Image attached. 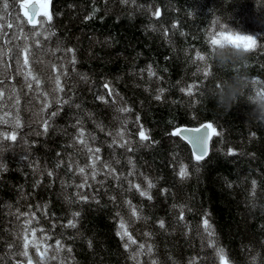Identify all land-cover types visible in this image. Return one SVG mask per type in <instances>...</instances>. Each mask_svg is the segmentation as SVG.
<instances>
[{
	"label": "clouds",
	"instance_id": "obj_1",
	"mask_svg": "<svg viewBox=\"0 0 264 264\" xmlns=\"http://www.w3.org/2000/svg\"><path fill=\"white\" fill-rule=\"evenodd\" d=\"M0 264H264V0H0Z\"/></svg>",
	"mask_w": 264,
	"mask_h": 264
},
{
	"label": "trees",
	"instance_id": "obj_2",
	"mask_svg": "<svg viewBox=\"0 0 264 264\" xmlns=\"http://www.w3.org/2000/svg\"><path fill=\"white\" fill-rule=\"evenodd\" d=\"M137 23H138V22H137ZM98 24H99V22H97V25H98ZM105 26H106V25H105ZM124 32H125L127 35H129L133 41H135V40H136V37L139 36V33H138V32H136V33H132V32H130L128 29H124ZM145 42H146V41H145ZM138 46H139V47H142V45H138ZM14 175H15V174H14ZM214 194H215V196L217 197V201H216L217 208L220 209V210H222L223 206L220 204V199H221L220 194H219V193H214Z\"/></svg>",
	"mask_w": 264,
	"mask_h": 264
},
{
	"label": "snow or ice",
	"instance_id": "obj_3",
	"mask_svg": "<svg viewBox=\"0 0 264 264\" xmlns=\"http://www.w3.org/2000/svg\"><path fill=\"white\" fill-rule=\"evenodd\" d=\"M175 131L176 130H174V134H175ZM191 141H192V144H193V148L195 149V147L198 145V143H199V139H198V137H195V136H193L192 138H191ZM194 158H199V157H195V153H194ZM205 223H207V221H205Z\"/></svg>",
	"mask_w": 264,
	"mask_h": 264
}]
</instances>
